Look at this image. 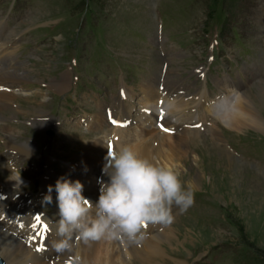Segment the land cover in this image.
<instances>
[{
	"label": "rangeland",
	"instance_id": "rangeland-1",
	"mask_svg": "<svg viewBox=\"0 0 264 264\" xmlns=\"http://www.w3.org/2000/svg\"><path fill=\"white\" fill-rule=\"evenodd\" d=\"M46 1L49 5L46 13L52 14L53 17H61V21L58 24L50 26H54L52 29H54V32L61 34L63 40L61 44L55 47L49 46L48 48H44L46 47L44 44L32 57L39 55V57L44 58L45 55L47 56L46 60L51 61L55 67L58 64V58L64 53L62 48L72 52V48L86 43H89V52L92 54L95 53V58L99 59V63L100 61L111 59L109 58V52H112L110 45L114 43V41H118L120 37H128V35L120 33L118 29L120 28L121 32H126L133 25L142 27L140 23L143 21H148V24H150L151 20L149 17L154 18L158 12H161L160 10L165 11L170 18L169 25L175 27L177 30L176 32L183 33L180 42H186V37L190 36L201 37V39L197 41H207L208 44L212 37L219 36V38L222 37V46L225 49L223 57L242 58L241 63L248 60L249 63L258 64L262 67L264 66V0ZM185 3L186 5L182 6V4ZM214 3L215 6L213 7L215 9H213L212 6L210 7V5ZM184 7H188L186 9L187 12L185 11L184 13L185 17L172 19V16L175 14L174 8L177 10H179V8L185 10ZM215 10L218 11L217 15L221 17L222 20H219L222 22V25L224 24V27L222 29L220 24L218 29L214 31L217 36L213 35L207 37L205 36L206 30L201 28L205 23L208 24L209 21L213 20L207 17L209 16V12L212 13V11ZM140 13L142 15H140ZM40 14L44 17L42 12H40ZM36 17L37 16L30 19L25 25H31L30 22L32 20L36 21ZM182 22H186V25H183L186 26V28H179ZM42 30L50 34L53 31L49 27L42 28ZM116 31H118L119 38L114 40L115 34L113 32ZM71 55L77 54L70 53V57ZM61 59L63 61L62 69L71 68L69 67L71 64L70 61L66 62L63 58ZM83 78L85 80L81 81H88L86 77ZM254 85L256 87L255 90L258 92L254 91L253 97L259 93L260 88L263 89L261 94L264 97V81L260 84L255 81ZM18 89L22 91L24 88L18 87ZM76 90L77 87L73 91ZM262 112L264 113V109ZM27 119L28 118L25 117V122L24 120L20 121L22 123L18 125V128L26 130V134L30 135L32 132V135H34L35 130L32 126L27 124ZM238 137L239 136L233 137L231 141L236 143L240 142L241 140ZM253 142L254 140L247 144H253ZM230 164L233 163L230 162L226 164V167ZM242 166L243 165L240 163L234 166L232 165L231 167L237 169V171L241 173ZM197 172H201L202 175H204L203 182L197 187L198 191L206 189L204 191L208 190L215 193L214 196L216 198L213 197L217 201L223 203L226 208L225 213L228 217L224 212L222 213L218 209L220 214L216 211L217 217L214 219L217 221V225L220 224V228L217 226L215 229L213 226H209L205 219L199 221L194 219L191 222H184L179 227H183L186 224L199 225V227L188 232L186 236L177 243L178 248L173 250L178 251L179 248L188 246L191 249L186 252L188 257L197 254L205 255L207 250L202 244L206 243L207 246H213L214 250L211 255L216 254L220 259L232 253L231 258L234 259L237 264H264V192L257 191L254 187H251V185L242 184L237 178L239 176L235 177L233 170H228V174L225 176L215 175L209 170ZM210 177L212 181H210ZM181 178L187 185V181L190 179ZM191 186L194 190H197L194 185ZM251 193L253 195H251ZM255 194L259 197L255 198ZM233 224L234 226L230 228ZM246 242L249 243L248 248L237 249V252L230 251L232 249L231 246H239L241 243Z\"/></svg>",
	"mask_w": 264,
	"mask_h": 264
},
{
	"label": "clouds",
	"instance_id": "clouds-1",
	"mask_svg": "<svg viewBox=\"0 0 264 264\" xmlns=\"http://www.w3.org/2000/svg\"><path fill=\"white\" fill-rule=\"evenodd\" d=\"M102 172L108 180L100 181L95 203L82 194L80 180L57 179L56 233L61 239L52 247L58 253L72 250L74 234L85 244L101 239L139 244L147 225L169 226L175 219L173 206L183 212L194 203V189L182 180L178 167L156 164L130 145L108 149ZM12 180L23 184L20 175ZM52 191L50 185L46 203L52 202Z\"/></svg>",
	"mask_w": 264,
	"mask_h": 264
},
{
	"label": "bare ground",
	"instance_id": "bare-ground-1",
	"mask_svg": "<svg viewBox=\"0 0 264 264\" xmlns=\"http://www.w3.org/2000/svg\"><path fill=\"white\" fill-rule=\"evenodd\" d=\"M6 26H7L6 22H0V28L2 30ZM0 56H1L0 61H5L6 59L10 60L9 57L12 58V61L8 65H5V64L0 65V80L1 81L7 80L13 85L14 84L18 85L22 81H24L25 78H27V74L24 73V67H23V72L18 70L20 68V65L18 67H13V63L18 62L16 58V47L10 45L8 40L6 39L4 40V42L0 44ZM53 87L56 88L55 85H53ZM226 93H228L229 96H234L235 99L233 98L231 103H229L223 109H220L216 114L219 115L225 121V124L228 128L240 130L247 126H253V127H257V128L264 130V113L262 112V110L264 109V100H263L264 97L261 94V92L257 93L256 96H254L252 100L247 95V90L242 91L240 95L230 90L227 91ZM207 96L208 94L206 93L204 97L199 99V102H202L204 104L203 99H206ZM14 98L16 99V94L14 95ZM6 107L11 109L9 105H6ZM1 110H2V107H0V111ZM41 116H44V112L37 111V117H41ZM30 135H32V132ZM157 141H158V144H161V146L158 145V147H154V141H151L150 143H144V148H145L144 150H145L146 157L149 156V151H148L149 147H152L155 149L159 157H163L165 159L170 158L173 160L174 154L169 155L168 154L169 149L176 150L180 145H185V143H179L176 137H169L167 138V140L162 139V140H157ZM13 146L17 148L29 149L28 145L13 144ZM132 147L136 149V148H139L140 145L133 144ZM231 163L233 164H230L229 166H227L226 169L230 171L233 170L235 177H237L240 174V171H237V169H233L231 166L232 165L234 166L240 163L239 162H231ZM177 165L178 164L176 163V160H174L170 164V166H177ZM191 179H190L191 181L190 180L187 181V185L188 184L194 185V187L198 190L197 187L199 186V184L203 182L204 175H202L201 172H197ZM210 181H212L211 177H210ZM202 190L204 191L206 189H202ZM251 195L253 194L251 193ZM258 197L259 196L255 194V198H258ZM161 232L162 231L151 233L147 237L151 239L149 240L146 239L142 241L143 247L141 248L130 247V246L123 247V245L120 246V244L114 246V244H111V242H108L106 240L105 241L101 240V242H95V243L90 244L91 247L85 248L83 245L79 246L78 251H80V255L82 256L83 264H126L132 261L133 257H139L145 260V259H150L153 255H156V258H159L163 255H168V253L166 252V249L161 246V239H156V237L160 235ZM171 234L172 232L170 231L166 233H162L161 238L164 236L168 238ZM103 243H105L106 245V248H107L106 250L101 249L100 245ZM123 243H127V242L123 241ZM79 244L80 243H77L76 245L72 244V246H77ZM15 248H17L15 256H17L19 253L24 252V247L21 243H17L15 245ZM12 251H13L12 247H4L2 250V254L9 259V256L11 255ZM91 260L92 262H90ZM180 264H186V263L182 262Z\"/></svg>",
	"mask_w": 264,
	"mask_h": 264
},
{
	"label": "snow or ice",
	"instance_id": "snow-or-ice-1",
	"mask_svg": "<svg viewBox=\"0 0 264 264\" xmlns=\"http://www.w3.org/2000/svg\"><path fill=\"white\" fill-rule=\"evenodd\" d=\"M113 123H116V121H113ZM197 127H198V125H197ZM110 149H111V145H110ZM37 220H39V217H37ZM44 230L46 231L47 230V226H44ZM38 251L40 250V249H37Z\"/></svg>",
	"mask_w": 264,
	"mask_h": 264
}]
</instances>
